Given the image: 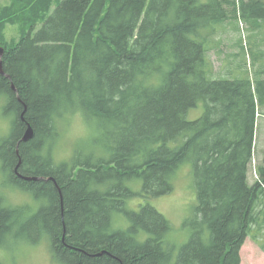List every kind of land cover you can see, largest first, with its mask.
I'll use <instances>...</instances> for the list:
<instances>
[{
  "label": "trees",
  "instance_id": "16d2710c",
  "mask_svg": "<svg viewBox=\"0 0 264 264\" xmlns=\"http://www.w3.org/2000/svg\"><path fill=\"white\" fill-rule=\"evenodd\" d=\"M21 4L6 0L0 16L4 27L28 14L12 46L0 29L11 76L0 73V92L15 115L0 146L13 185L0 188V233L26 212L6 203L1 190L10 188L49 198L34 219L45 220L66 264H240L248 236L264 242V160L259 179L248 178L264 66L250 73L246 62L222 75L212 58L226 22L234 31L239 17L261 26L264 0H50L43 12L33 0ZM200 104L203 113L189 119ZM22 114L34 127L28 141ZM78 114L93 137L58 162L43 151L46 137ZM20 160L19 173L43 178L20 177ZM184 164L193 169L198 206L176 254L170 221L148 201L139 212L126 203L172 192ZM114 212L130 217L129 230L112 228Z\"/></svg>",
  "mask_w": 264,
  "mask_h": 264
},
{
  "label": "rangeland",
  "instance_id": "374dc122",
  "mask_svg": "<svg viewBox=\"0 0 264 264\" xmlns=\"http://www.w3.org/2000/svg\"><path fill=\"white\" fill-rule=\"evenodd\" d=\"M5 1L0 0V16L2 15V17L6 12L5 9H8L3 6ZM8 1L11 3L17 1V6L19 7L22 5V1L24 5L29 2V0ZM49 1L33 0V3L37 4L38 10L43 12ZM19 7H17L16 11L19 10ZM22 16L19 19L15 18V23L12 20L13 26L10 25L11 23L5 22L3 27V20L0 22L1 31L6 32L7 43L5 42V44L7 46H12L24 34L23 26L27 27L25 22H27L28 14L24 15L23 13ZM235 21L238 28L235 31L232 28L233 26L228 23L229 21L226 22L225 33L221 36L220 54L217 53V50L212 52L217 74L225 75V73H231L246 62L249 64L250 73L258 71L260 67L264 66V21H261L262 24L259 28L253 27L251 23L244 21L241 17ZM238 41L241 44L240 46L237 45ZM0 45L6 46L3 43H0ZM237 53L239 54L238 56L235 55ZM253 61L257 62V65H253ZM9 102V95L0 92V146L10 136L13 128L15 115L12 110H7ZM203 111L204 105L200 104L197 108L190 111L188 117L189 119H195ZM260 112L261 114L257 118L254 154L248 171V178L251 184L259 179L257 169L264 160V106H261ZM58 126L56 133L55 129L50 131L43 148L44 153L47 155L51 154V157L53 156L58 162L69 160L77 145L87 143L93 137L89 123L84 121L81 114L73 117L69 123L64 120L60 121ZM4 183L10 185L8 175L3 170V155L0 149V188L2 184L5 185ZM130 185L135 191L141 192V180H134ZM18 190L10 188L4 191L1 190L8 205H24L26 206V212L17 221H13V225L9 230L0 233V261L3 264H66L53 251L50 231L44 226L45 220L42 217L34 219L41 208L48 209L50 207L49 198L37 197L34 193ZM147 201L170 221L172 230L169 232L168 238L177 254L191 237V227L188 226L187 221L194 218L198 206L197 186L191 165L184 164L178 170L172 192L149 200L137 195L132 199H128L126 210L139 212ZM110 223L114 230L127 231L132 226L130 217L126 213L121 212H114L111 215ZM257 234L262 238V234L259 232ZM146 236L147 234L144 232L143 237L145 238ZM262 243L264 242L259 243L253 236H248L241 248L240 264H264Z\"/></svg>",
  "mask_w": 264,
  "mask_h": 264
},
{
  "label": "water",
  "instance_id": "95a60500",
  "mask_svg": "<svg viewBox=\"0 0 264 264\" xmlns=\"http://www.w3.org/2000/svg\"><path fill=\"white\" fill-rule=\"evenodd\" d=\"M4 53H5V48L0 45V73L3 74L4 76L8 77V78H11V76L5 72L4 67H3V56H4ZM12 87L14 89H16L14 83H12ZM22 119L24 121H26L25 117H24V114H22ZM26 125H27V128H26L25 133H24V135L22 137V141H28L34 136V127H33V125L30 122H28V121H26ZM17 153H19V149H17ZM20 164H21V160L18 163L17 168H16V171H17V173H18V175L20 177H22V178H24L26 180H39V179L43 178V177H37V176H25V175L19 173L18 167L20 166ZM60 192H61V190H60ZM61 196H62V204H63L62 192H61ZM63 239L65 240V234H64Z\"/></svg>",
  "mask_w": 264,
  "mask_h": 264
},
{
  "label": "flooded vegetation",
  "instance_id": "af4514ba",
  "mask_svg": "<svg viewBox=\"0 0 264 264\" xmlns=\"http://www.w3.org/2000/svg\"><path fill=\"white\" fill-rule=\"evenodd\" d=\"M63 211H64V209H63V204H62V212H63ZM64 229H65V228H64ZM64 234H66V233H65V230H64ZM62 241L65 242L64 239H63Z\"/></svg>",
  "mask_w": 264,
  "mask_h": 264
},
{
  "label": "bare ground",
  "instance_id": "6f19581e",
  "mask_svg": "<svg viewBox=\"0 0 264 264\" xmlns=\"http://www.w3.org/2000/svg\"><path fill=\"white\" fill-rule=\"evenodd\" d=\"M21 94V93H20Z\"/></svg>",
  "mask_w": 264,
  "mask_h": 264
}]
</instances>
